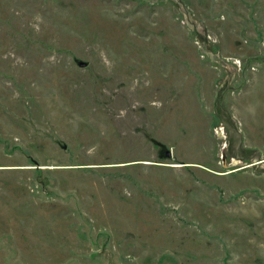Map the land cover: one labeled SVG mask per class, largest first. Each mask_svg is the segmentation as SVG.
I'll use <instances>...</instances> for the list:
<instances>
[{
	"label": "rangeland",
	"instance_id": "rangeland-1",
	"mask_svg": "<svg viewBox=\"0 0 264 264\" xmlns=\"http://www.w3.org/2000/svg\"><path fill=\"white\" fill-rule=\"evenodd\" d=\"M0 264H264V0H0Z\"/></svg>",
	"mask_w": 264,
	"mask_h": 264
},
{
	"label": "water",
	"instance_id": "water-1",
	"mask_svg": "<svg viewBox=\"0 0 264 264\" xmlns=\"http://www.w3.org/2000/svg\"><path fill=\"white\" fill-rule=\"evenodd\" d=\"M79 64H80L81 66H85L86 63H85V62H82V61H81V62L79 61ZM169 154H170L169 152L166 153L167 156H168Z\"/></svg>",
	"mask_w": 264,
	"mask_h": 264
},
{
	"label": "built area",
	"instance_id": "built-area-1",
	"mask_svg": "<svg viewBox=\"0 0 264 264\" xmlns=\"http://www.w3.org/2000/svg\"><path fill=\"white\" fill-rule=\"evenodd\" d=\"M236 63H238V64H239V62H236Z\"/></svg>",
	"mask_w": 264,
	"mask_h": 264
}]
</instances>
